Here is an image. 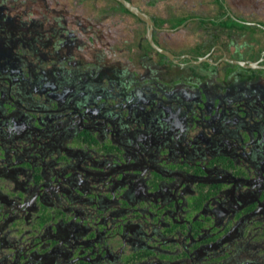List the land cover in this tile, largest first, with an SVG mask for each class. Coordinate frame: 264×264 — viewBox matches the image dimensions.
Segmentation results:
<instances>
[{"label":"flooded vegetation","instance_id":"1","mask_svg":"<svg viewBox=\"0 0 264 264\" xmlns=\"http://www.w3.org/2000/svg\"><path fill=\"white\" fill-rule=\"evenodd\" d=\"M125 1L0 0V264H264V0Z\"/></svg>","mask_w":264,"mask_h":264},{"label":"water","instance_id":"2","mask_svg":"<svg viewBox=\"0 0 264 264\" xmlns=\"http://www.w3.org/2000/svg\"><path fill=\"white\" fill-rule=\"evenodd\" d=\"M122 4L125 5V7L130 11L132 12L135 16L139 17L141 20H143L144 22H148L147 18L145 16H143L141 13H139L138 11H136L134 8H131V6L125 1V0H116ZM234 20L238 21L239 23L241 24H244V25H256V26H259L262 28V26H260L259 24H256V23H250V22H242V21H239L237 20L236 18H233ZM188 22L186 21L185 23H183L182 25L178 26L176 29H174V31H177L179 29H182L185 27V25L187 24ZM264 29V28H262ZM148 39L149 41L150 40V36L148 35ZM157 50L162 53L163 55L167 56L169 59H173V55L170 54L169 52L165 51V50H162L160 49L159 47H156ZM228 62L232 63V64H237L243 68H246V69H255L257 68V63L256 62H252V61H247V62H244V61H232V60H228Z\"/></svg>","mask_w":264,"mask_h":264},{"label":"rangeland","instance_id":"3","mask_svg":"<svg viewBox=\"0 0 264 264\" xmlns=\"http://www.w3.org/2000/svg\"><path fill=\"white\" fill-rule=\"evenodd\" d=\"M204 1H208L210 4H212V2L214 0H204ZM181 1L180 0H176V2H160L159 3V7L162 8L165 5H172L175 9L179 8ZM261 7H264V4L261 5ZM193 27L194 25H189L188 28L186 29V31H180L178 32L175 36L176 38L180 39L182 37V34H191V32L193 31ZM189 39V38H186Z\"/></svg>","mask_w":264,"mask_h":264}]
</instances>
